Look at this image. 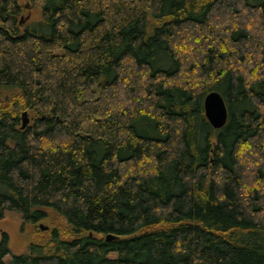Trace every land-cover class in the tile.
I'll use <instances>...</instances> for the list:
<instances>
[{
    "label": "trees",
    "instance_id": "1",
    "mask_svg": "<svg viewBox=\"0 0 264 264\" xmlns=\"http://www.w3.org/2000/svg\"><path fill=\"white\" fill-rule=\"evenodd\" d=\"M22 1L0 0V219L64 225L22 254L3 234L0 264H264V0H28L30 24Z\"/></svg>",
    "mask_w": 264,
    "mask_h": 264
},
{
    "label": "rangeland",
    "instance_id": "2",
    "mask_svg": "<svg viewBox=\"0 0 264 264\" xmlns=\"http://www.w3.org/2000/svg\"><path fill=\"white\" fill-rule=\"evenodd\" d=\"M22 2L25 6V12L22 14V17H24L23 23L30 24L31 22L40 20V11L35 7L31 8L28 0H23ZM26 120V123H28L30 119ZM40 225L46 227V229H41ZM54 225L63 226L64 222L51 213H49L48 218L32 225L30 222L24 221L19 213L6 210L0 219V241L3 234H6L11 255L22 254L27 251L28 245L31 242L45 240L48 236L47 232ZM10 257L8 255L6 260L8 261Z\"/></svg>",
    "mask_w": 264,
    "mask_h": 264
},
{
    "label": "water",
    "instance_id": "3",
    "mask_svg": "<svg viewBox=\"0 0 264 264\" xmlns=\"http://www.w3.org/2000/svg\"><path fill=\"white\" fill-rule=\"evenodd\" d=\"M204 116L214 129H221L227 121L228 111L222 95L218 91H210L203 98ZM25 113H23V116ZM27 122L23 119V125ZM41 229L46 227L40 225Z\"/></svg>",
    "mask_w": 264,
    "mask_h": 264
}]
</instances>
